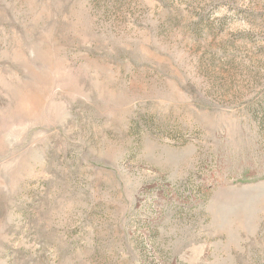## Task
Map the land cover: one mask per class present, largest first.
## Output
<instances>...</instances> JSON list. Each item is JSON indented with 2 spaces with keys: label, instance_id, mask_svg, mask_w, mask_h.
Masks as SVG:
<instances>
[{
  "label": "rangeland",
  "instance_id": "1",
  "mask_svg": "<svg viewBox=\"0 0 264 264\" xmlns=\"http://www.w3.org/2000/svg\"><path fill=\"white\" fill-rule=\"evenodd\" d=\"M0 264H264V0H0Z\"/></svg>",
  "mask_w": 264,
  "mask_h": 264
}]
</instances>
